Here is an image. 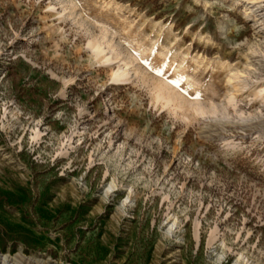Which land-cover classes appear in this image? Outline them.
Returning <instances> with one entry per match:
<instances>
[{
	"label": "rangeland",
	"instance_id": "obj_1",
	"mask_svg": "<svg viewBox=\"0 0 264 264\" xmlns=\"http://www.w3.org/2000/svg\"><path fill=\"white\" fill-rule=\"evenodd\" d=\"M0 257L264 264V0H0Z\"/></svg>",
	"mask_w": 264,
	"mask_h": 264
},
{
	"label": "bare ground",
	"instance_id": "obj_2",
	"mask_svg": "<svg viewBox=\"0 0 264 264\" xmlns=\"http://www.w3.org/2000/svg\"><path fill=\"white\" fill-rule=\"evenodd\" d=\"M94 51H95V54L98 57H100L103 54L104 49L100 45L97 44V45H94ZM128 63L129 62H125L124 65H119V68L114 72V74H115L114 76H115V79L116 80L119 81V80H130L131 79L130 71L126 68V66H127ZM164 87L167 88V89H169V91H171V89L167 85H165ZM172 92H170L171 95H172ZM5 260L6 259L1 260V257H0V262L4 263Z\"/></svg>",
	"mask_w": 264,
	"mask_h": 264
},
{
	"label": "snow or ice",
	"instance_id": "obj_3",
	"mask_svg": "<svg viewBox=\"0 0 264 264\" xmlns=\"http://www.w3.org/2000/svg\"><path fill=\"white\" fill-rule=\"evenodd\" d=\"M89 47H91V45H89ZM157 75L164 76L165 73H164V72H161V71H159V70L157 69ZM186 79H187V78L185 77V80H186ZM169 83H170V84H175V83H177V82H176V80L171 79V80H169ZM145 87H146V88H148V87H152V88H154L155 85H153V84H146ZM181 91H183V92L185 93V95L188 94L186 88H182ZM191 99H193V100H200V99H203V92H202V91H199V92H193L192 95H191ZM192 111H193V112L195 113V115H197V116H202V115H203V112H202V111H197L195 108H193Z\"/></svg>",
	"mask_w": 264,
	"mask_h": 264
}]
</instances>
